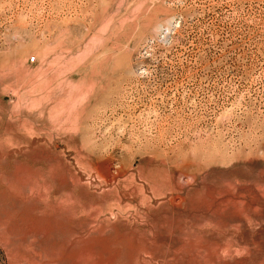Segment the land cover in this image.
Instances as JSON below:
<instances>
[{"label":"rangeland","instance_id":"1","mask_svg":"<svg viewBox=\"0 0 264 264\" xmlns=\"http://www.w3.org/2000/svg\"><path fill=\"white\" fill-rule=\"evenodd\" d=\"M0 219V264H264V0H0Z\"/></svg>","mask_w":264,"mask_h":264},{"label":"bare ground","instance_id":"2","mask_svg":"<svg viewBox=\"0 0 264 264\" xmlns=\"http://www.w3.org/2000/svg\"><path fill=\"white\" fill-rule=\"evenodd\" d=\"M38 171H40V170H38ZM94 173V172H93ZM120 173V172H119ZM118 173V176L120 175ZM27 174H29V173H27ZM31 174V173H30ZM27 176H29V175H27ZM116 176V175H115ZM114 175H109L108 176V180L109 181H111V180H113V179H115L116 177H115ZM67 177V176H66ZM63 179V178H62ZM26 181H28V183H31L32 182V178L31 177H26V179H25ZM60 180H61V178H60ZM65 180V179H64ZM43 182V181H42ZM48 182V181H47ZM62 182V181H61ZM65 182V181H64ZM67 182L69 183V184H71L72 182H71V180L70 179H67ZM74 183V182H73ZM44 184H46V183H44ZM69 184H67V185H69ZM61 187V186H60ZM59 187V188H60ZM134 188V187H133ZM46 190H47V188H46ZM49 190V189H48ZM57 191H59L58 190V188H57ZM80 191V190H79ZM117 191V190H116ZM52 194V193H51ZM137 195V194H136ZM36 196V195H35ZM49 196H51V195H49ZM135 196V195H134ZM55 197V196H54ZM180 197V196H179ZM179 197L178 198H174V201H176L177 199H179ZM15 198V197H14ZM49 198V197H48ZM113 199H115L117 202H118V204H121V203H123L124 201H126V200H129L130 201V203H132L133 201H136V198L135 197H133V195L131 194V193H128V192H121V193H116L114 196H113ZM142 199H144V200H146V201H148L150 198L149 197H147V196H145V194H143V197H142ZM183 199V198H182ZM16 200V199H15ZM177 202V201H176ZM178 202H179V200H178ZM180 202H182V201H180ZM179 202V203H180ZM39 204V203H38ZM37 205V204H36ZM46 205V204H45ZM61 205V204H60ZM59 205V206H60ZM127 205H129V204H127ZM150 205V204H149ZM152 205V204H151ZM56 206V205H55ZM63 206V205H62ZM57 207V206H56ZM128 207H130V206H128ZM6 208V207H5ZM58 208V207H57ZM61 208V207H60ZM63 208V207H62ZM69 208H73V206H70ZM4 209V208H3ZM3 209H2V211H3ZM67 209V208H66ZM54 210V209H53ZM52 210V211H53ZM59 210V209H58ZM60 210H62V209H60ZM69 210V209H68ZM147 210V209H146ZM243 210V209H242ZM1 211V212H2ZM51 211V212H52ZM63 212H64V210H62ZM71 211V210H70ZM69 211V212H70ZM138 211H139V209L138 210H135L134 211V214L133 215H135V214H138ZM148 212H146L145 213V215L146 216H148L149 215V213L151 214V212H149V210H147ZM54 212V211H53ZM57 212V211H56ZM58 212H60V211H58ZM67 212V211H66ZM142 212V211H141ZM161 212V211H160ZM49 213H50V211H49ZM65 213V212H64ZM143 213V212H142ZM158 213V212H157ZM162 213V212H161ZM60 214H61V212H60ZM69 214V213H68ZM141 214V213H140ZM159 214V213H158ZM52 215V214H51ZM54 215V214H53ZM72 215V214H71ZM56 217V216H55ZM58 218V217H57ZM67 218V217H66ZM166 218H167V216H166ZM56 219V218H55ZM164 219H165V217H164ZM1 220V219H0ZM48 220V219H47ZM42 221V220H41ZM60 221H61V219H60ZM46 222V221H45ZM45 222H42V223H45ZM51 222V221H50ZM63 222V221H62ZM88 222V221H87ZM64 223H66V222H64ZM63 223V224H64ZM41 224V223H40ZM62 224V223H61ZM21 225V224H20ZM65 225V224H64ZM43 226V225H42ZM48 226V225H47ZM50 226H51V224H50ZM63 226V225H62ZM37 227V226H36ZM49 227V226H48ZM21 228V227H20ZM91 227H90V224H88V223H84V231H86V230H89ZM113 228V227H112ZM63 229V228H62ZM116 229V228H115ZM51 230V229H50ZM67 230V229H66ZM65 230V231H66ZM100 230V229H99ZM99 230H96L95 232V234H98V233H100V231ZM12 231V230H11ZM23 231V230H22ZM64 231V232H65ZM14 232V231H13ZM21 232V231H20ZM63 232V231H62ZM81 232V231H80ZM79 231H78V233H80ZM83 232V231H82ZM112 232H114V229H111L110 231H108V234L110 235V234H112ZM115 232H116V230H115ZM68 233V232H67ZM22 234H24V232L22 233ZM83 234V233H82ZM107 235V234H106ZM117 235V234H116ZM92 236V235H91ZM97 236V235H96ZM16 237V236H15ZM94 237V236H93ZM99 237V236H98ZM97 237V238H98ZM106 237V236H105ZM109 237V236H108ZM222 237V236H221ZM89 238V237H88ZM92 238V237H91ZM97 238H95V239H97ZM111 239V238H110ZM86 241V240H85ZM88 242V241H87ZM110 243V242H109ZM127 243V242H126ZM245 243V242H244ZM93 244V243H92ZM130 244V243H129ZM128 244V245H129ZM107 245V244H106ZM117 245V244H116ZM115 245V246H116ZM125 245V244H124ZM55 246V245H54ZM98 246H100V245H98ZM109 246H111V245H109ZM108 246V247H109ZM113 246V245H112ZM114 246V247H115ZM83 247V246H82ZM88 247H90V246H88ZM113 247V248H114ZM131 247H132V245H131ZM131 247H129V248H131ZM99 248V250H101L100 249V247H98ZM102 248V247H101ZM106 247H104V249H105ZM119 248V247H118ZM81 250V249H80ZM94 250V249H93ZM116 250V249H115ZM119 250V249H118ZM120 251V250H119ZM129 251V250H128ZM81 252V251H80ZM78 256V255H77ZM87 256H85V254L84 255H81V257L80 258H86Z\"/></svg>","mask_w":264,"mask_h":264},{"label":"built area","instance_id":"3","mask_svg":"<svg viewBox=\"0 0 264 264\" xmlns=\"http://www.w3.org/2000/svg\"><path fill=\"white\" fill-rule=\"evenodd\" d=\"M31 60L34 61V58H32Z\"/></svg>","mask_w":264,"mask_h":264}]
</instances>
